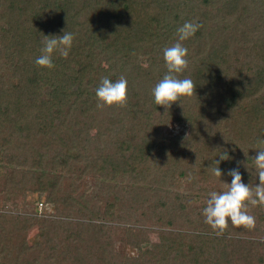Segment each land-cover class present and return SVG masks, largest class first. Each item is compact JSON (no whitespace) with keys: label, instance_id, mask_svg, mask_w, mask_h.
<instances>
[{"label":"trees","instance_id":"obj_1","mask_svg":"<svg viewBox=\"0 0 264 264\" xmlns=\"http://www.w3.org/2000/svg\"><path fill=\"white\" fill-rule=\"evenodd\" d=\"M186 21L203 25L183 42L196 95L166 112L152 89ZM64 30L69 57L37 66ZM121 75L127 106L98 108L101 79ZM260 139L264 0H0V264H264V206H249L254 230L220 236L203 215L229 170L259 183Z\"/></svg>","mask_w":264,"mask_h":264},{"label":"clouds","instance_id":"obj_2","mask_svg":"<svg viewBox=\"0 0 264 264\" xmlns=\"http://www.w3.org/2000/svg\"><path fill=\"white\" fill-rule=\"evenodd\" d=\"M202 27L203 25L200 23L186 21L177 29L176 42L163 50L167 72L152 89V94L155 104L163 106L166 112L177 102L183 107L185 98H192L196 95L195 83L190 78H180V75L189 68L187 58L189 50L183 42L194 37ZM74 39V34L65 30L64 34L60 36L45 35L42 39L41 55L35 60L36 65L49 70L54 69V55L67 59L73 47ZM95 96L98 101V108L102 109L105 106L126 107L128 103V81L126 77L121 75L115 82L108 77H103L99 87L95 89ZM225 140L227 139L225 138ZM254 149L257 150V153L253 157L252 167L258 176V184H255L254 187L245 184L239 169H231L228 175L232 177V180L231 183H227V188L220 192L212 191L209 193L210 198L203 209V215L205 223L218 236L227 232L229 223L235 228L247 230H254L256 227V218L250 214L249 206H264V139L258 140ZM192 150L194 151V149ZM247 154L245 152L246 156ZM229 158L227 152L220 155L221 160ZM213 164L215 167L211 168L212 174L221 178L223 173L219 167L220 160H214ZM245 166L249 170L248 163ZM249 172L252 173L250 170Z\"/></svg>","mask_w":264,"mask_h":264},{"label":"rangeland","instance_id":"obj_3","mask_svg":"<svg viewBox=\"0 0 264 264\" xmlns=\"http://www.w3.org/2000/svg\"><path fill=\"white\" fill-rule=\"evenodd\" d=\"M144 60V58H142ZM171 130H173L174 132H177V131H180V127L178 126H174L172 128H170ZM93 180L92 179H89V178H86L85 180H83V187L88 191H90L91 193L96 190V188L98 187L99 185V182H92ZM35 198V195L33 194H30L29 196V200L31 199H34ZM44 200V198H40L38 200V211L39 212H42L44 210H46V204L44 205H41L40 203ZM41 201V202H40ZM6 208V204L3 200V197L0 195V211L2 209H5ZM28 239L30 241L31 244H35L38 239H39V233H38V229L37 228H33L30 232H29V235H28ZM159 238H158V234L157 233H150L149 234V239H148V242L146 243H143V250L144 251H149L150 248H151V243L152 242H156L158 241ZM121 247V245H119ZM130 253H133V254H136V251L134 252V250H130Z\"/></svg>","mask_w":264,"mask_h":264}]
</instances>
